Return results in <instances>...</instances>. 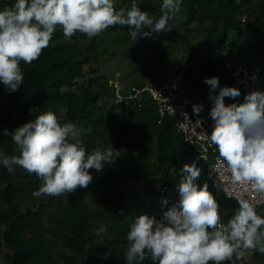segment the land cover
<instances>
[{
    "label": "clouds",
    "instance_id": "1",
    "mask_svg": "<svg viewBox=\"0 0 264 264\" xmlns=\"http://www.w3.org/2000/svg\"><path fill=\"white\" fill-rule=\"evenodd\" d=\"M181 4L182 0H162L157 18L141 10L137 0L119 10L114 0H15L0 10V82L10 91L19 90L24 81L21 62L39 59L57 26L70 39L76 33L92 38L127 25L133 44L141 37L170 32V21L178 17ZM204 82L213 92L219 88L215 95L210 92L214 126L205 139L218 150L234 184L264 195V91H250L243 102L226 104V97L240 96L239 88L220 87L215 76ZM203 107L194 104V112L199 114ZM83 131L74 123H62L51 111L40 114L11 131L3 129L18 154L0 151V164L9 173L17 167L34 173L41 181L33 192L37 198L88 188L94 180L89 170L102 172L121 154L113 146L88 153ZM200 174L195 163H186L177 184L179 200L159 220L145 213L134 219L127 233V264H143L147 257L153 264H224L242 260L249 252L264 254V215L257 213L256 204L239 199L234 215L222 222L221 206L208 184L196 183ZM161 203L167 205V198ZM107 229L101 222L96 235Z\"/></svg>",
    "mask_w": 264,
    "mask_h": 264
},
{
    "label": "trees",
    "instance_id": "2",
    "mask_svg": "<svg viewBox=\"0 0 264 264\" xmlns=\"http://www.w3.org/2000/svg\"><path fill=\"white\" fill-rule=\"evenodd\" d=\"M115 7L119 10L116 5ZM205 22L213 23L212 27L204 30L207 52L211 56L204 60L187 61L184 83L195 92H202L203 97L212 102L210 92L215 95L219 88L213 92L204 81L215 76L219 79L220 87L234 86L240 90V96L226 97L225 103H241L246 94L233 79L232 60L224 59L218 46L226 41L228 32L244 28L258 32L259 38L264 42V0H187V28L192 30V24L203 25ZM114 28L124 32L132 53L136 45L131 42L130 26L117 25ZM85 37V34L76 33L71 37L75 43L70 46L64 42H54L53 35L49 47L39 59L31 64L21 62L24 81L19 90L10 91L0 83V151L8 155L18 154L14 151L11 135L4 136L3 129L11 131L28 120L51 111L62 123L82 125L87 130L91 127V132L98 137H105L118 129H133L134 126H129L131 120H137L142 130L157 126L155 133L159 169L166 175L180 160L197 153L193 146L184 141L171 118H164L158 123L159 115L151 98H145L142 109L132 113L125 112L114 103L110 80L105 79L101 72L99 75L86 77L85 66L97 63L99 49L97 36L90 38V43L82 47L79 42ZM233 60L249 68L247 59ZM147 63L151 78L155 80L159 72L155 58L148 59ZM144 83L135 81L133 84ZM195 85L199 87L195 89ZM63 111L65 114H62ZM120 117L121 121L118 122ZM82 140L88 153L97 149L96 141H86L85 138ZM89 171L93 176H98L95 169ZM99 177L103 183L112 184L116 188L115 195L107 198L104 208H87L78 201L75 190L51 196L47 204L42 203L35 208L31 202H26L21 209L18 207L20 197L24 194L33 196L40 180L34 173L29 174L22 168L9 173L1 164L0 181H5L6 185L0 187V201H5L4 205L0 204V225H4L0 249L6 246L10 250L8 260L3 264H59L50 249L46 248L48 234L60 235L65 244L82 255L79 264H104L108 253H111V258L116 257L120 264H124L123 258L128 246L127 233L134 221L124 224L122 220L124 215H132L127 211L124 212L126 214L123 213V209H130L128 203L124 202L128 199L130 190L127 188L122 191L117 182L136 177L133 161L122 162L119 169L111 172L104 169ZM223 209V222L226 223L238 208L234 201L232 204L225 202ZM257 213L264 215V206ZM161 217V214L158 215L157 220ZM90 219H96V229L101 222L116 223V237L98 242L96 232L89 231ZM252 254L255 255V252ZM146 259L151 261L150 257ZM224 264L254 263L244 258L226 261Z\"/></svg>",
    "mask_w": 264,
    "mask_h": 264
},
{
    "label": "rangeland",
    "instance_id": "3",
    "mask_svg": "<svg viewBox=\"0 0 264 264\" xmlns=\"http://www.w3.org/2000/svg\"><path fill=\"white\" fill-rule=\"evenodd\" d=\"M14 2L15 0H0V10L4 7L11 6ZM131 3L132 0H114V4L118 8L124 7L127 9L131 6ZM137 3H140L141 10L150 12L154 17L158 18L161 14L160 7L162 0H142V2L141 0H137ZM186 20L187 0H182L181 11L178 17L174 21H170L173 29L167 33L154 34L153 37L139 38L135 42L136 47L132 50V53L124 32L114 27L107 29L97 36L99 49L98 60L96 64L85 66L86 77L102 73L105 79L111 81L118 75L123 88H129L135 81L145 83H152L153 81H173L185 84L184 78L187 71V61L204 60L207 56H211L207 52L204 30L213 26L212 22H205L203 25L196 23L191 25L194 29L189 30L185 23ZM53 35H55L54 42H64L70 46H73L75 43L72 38H65L59 26H57ZM79 43L82 47H85L90 43V38L85 37ZM218 50H220L224 59H247L248 66L251 70L256 71L261 76L264 75V42L261 41L258 32L255 30L244 28L241 31L228 32L226 41L218 46ZM150 58H155L159 70L155 80L151 78L149 72L147 60ZM258 65L261 66L258 67ZM0 83L3 84L2 82ZM198 87L199 85L194 86L195 89ZM198 93L203 96L202 92ZM63 113L65 114L64 111ZM120 121L121 117L118 119V122ZM129 126H134V128L126 130L118 129L105 137H98L93 132L89 133L82 125H77V127L84 130L82 138H85L86 141H96L97 149L104 151L113 146L119 150L121 155L116 158L114 164L105 166L104 169H107L108 172H111L113 169H119L122 162L133 161L136 177L134 179L117 182L118 187L122 191H126L127 188L130 190L128 199L124 201L128 203L130 209H123V213L127 211L132 215H124L122 217L124 224L131 223L142 213H148L157 219V216L160 215L158 201L161 199L157 190L158 181L160 179L169 180L180 178L183 166L186 163L191 164L192 161L189 157L180 160L171 169L169 174L166 175L164 171H160L159 169L158 144L155 133L157 126L153 125L149 130H142L139 128L137 120L129 121ZM97 173L98 176H93L94 180L88 188L76 189L78 201L92 210L104 208L107 205V198L116 193V188L112 184L103 183L99 177L102 172ZM205 183L208 184L209 191L214 193L209 179L205 174H201L199 180L200 187ZM40 184L41 181L38 182L35 190H38ZM5 185V181H0V187H4ZM20 198L18 207L21 209L24 208L26 202H31L35 208L39 204H47L50 200V196L37 198L30 194H24ZM215 198L221 206L220 209L223 211L225 202H228V204L234 202L222 196H216ZM121 201L122 199L119 200V202ZM0 204L4 205L5 201L1 199ZM90 223L89 231L95 232L96 219H90ZM106 224L108 225L107 232L99 236L96 235L98 242H105L108 238L113 239L116 237V228H118V225L116 223L111 224L110 222ZM3 230L4 225L2 224L0 225V236H2ZM46 241V248L50 249L59 261V264H79L82 255L65 244L60 235L53 236L48 234ZM9 252L10 250L6 246L1 247L0 264L7 262V254ZM252 253H246V260L254 264H264V254L258 251L255 252V255ZM109 254L111 253L105 255L106 261L104 264H120L116 257L111 258ZM123 259L124 264H127L126 252ZM143 264H153V262L145 259Z\"/></svg>",
    "mask_w": 264,
    "mask_h": 264
},
{
    "label": "built area",
    "instance_id": "4",
    "mask_svg": "<svg viewBox=\"0 0 264 264\" xmlns=\"http://www.w3.org/2000/svg\"><path fill=\"white\" fill-rule=\"evenodd\" d=\"M245 19L244 16L243 20ZM231 64L233 79L245 94L253 90L263 91L264 77L251 71L247 65L237 60H232ZM110 83L113 86V100L118 109L122 108L129 113L135 112L143 108L145 98L149 97L153 100L159 115L158 123L167 117L173 120L176 130L182 134L184 141L197 151L189 159L191 158V164L195 163L196 167L201 170V174H205L209 179L215 197L222 196L233 200L236 202L237 208L239 199L248 200L256 204L257 212L264 206V195L255 193L249 187L232 182L231 173L219 157L218 150L205 139L207 134L210 135L214 126V121L209 115L213 103L208 99L188 85L173 81L132 84L129 88H123L118 75H116V78L112 79ZM194 104H203V110L199 114L194 112ZM181 178L182 176L178 179H160L158 181L157 190L161 201L163 198L168 200L167 205L159 202L161 215L179 200L177 184ZM199 180L200 176L196 181L198 186H200ZM220 214L223 222L224 214L221 209Z\"/></svg>",
    "mask_w": 264,
    "mask_h": 264
},
{
    "label": "crops",
    "instance_id": "5",
    "mask_svg": "<svg viewBox=\"0 0 264 264\" xmlns=\"http://www.w3.org/2000/svg\"><path fill=\"white\" fill-rule=\"evenodd\" d=\"M161 201V199H159V201L158 202H160Z\"/></svg>",
    "mask_w": 264,
    "mask_h": 264
}]
</instances>
